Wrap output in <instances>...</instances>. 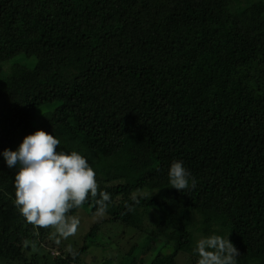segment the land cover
Returning a JSON list of instances; mask_svg holds the SVG:
<instances>
[{
    "label": "trees",
    "instance_id": "16d2710c",
    "mask_svg": "<svg viewBox=\"0 0 264 264\" xmlns=\"http://www.w3.org/2000/svg\"><path fill=\"white\" fill-rule=\"evenodd\" d=\"M21 55L34 66L7 67ZM41 129L96 171L97 195L65 217L97 199L106 222L141 230L153 212L152 236L173 248L152 264H177L200 215L236 264H264V0H0V152ZM176 160L195 188L170 187ZM15 175L0 183V242L15 236L22 260L53 225L20 213Z\"/></svg>",
    "mask_w": 264,
    "mask_h": 264
},
{
    "label": "clouds",
    "instance_id": "9594fccd",
    "mask_svg": "<svg viewBox=\"0 0 264 264\" xmlns=\"http://www.w3.org/2000/svg\"><path fill=\"white\" fill-rule=\"evenodd\" d=\"M59 145L55 133L41 129L25 136L16 150L6 148L0 152L7 167L16 169L17 208L28 222L43 227L63 224L70 208L80 206L98 192L96 171L88 159L76 150L57 151ZM168 178L170 187L177 191L187 192L196 186V178L182 160L172 162ZM109 199L107 193L102 194L103 202ZM101 209L105 210L103 203ZM194 253L197 264H236L239 256L229 236L215 234L199 240Z\"/></svg>",
    "mask_w": 264,
    "mask_h": 264
},
{
    "label": "rangeland",
    "instance_id": "374dc122",
    "mask_svg": "<svg viewBox=\"0 0 264 264\" xmlns=\"http://www.w3.org/2000/svg\"><path fill=\"white\" fill-rule=\"evenodd\" d=\"M16 62H24L30 68L34 66L33 59L21 55L7 67ZM54 107L44 106L37 114L40 116ZM21 143L15 141L10 149L16 150ZM10 171L12 169L7 167L4 159H0V183L7 179ZM97 204L96 199L87 207L77 208L76 212L65 217L63 224L47 228L45 234L37 231L22 247V260L16 256L15 247L19 246L16 237L4 236L3 242H0V264H53L58 256L71 258L73 261L69 264H152L156 259L161 263L166 261V256L172 251V243L161 236H152L150 231L156 218L153 212L146 216L143 228L139 230L127 227L124 223L106 222L107 213L93 211ZM96 224L99 228L95 237L87 236ZM201 225L202 217L195 215L190 228L194 235L193 249L199 240L208 237L199 229ZM214 234L225 238L229 236L222 227H217L211 235ZM85 244L87 250L78 254ZM176 261L177 264H195L198 256L195 253L180 252Z\"/></svg>",
    "mask_w": 264,
    "mask_h": 264
}]
</instances>
